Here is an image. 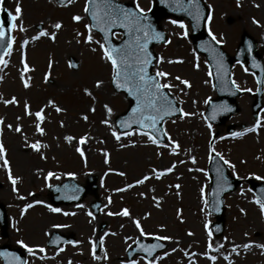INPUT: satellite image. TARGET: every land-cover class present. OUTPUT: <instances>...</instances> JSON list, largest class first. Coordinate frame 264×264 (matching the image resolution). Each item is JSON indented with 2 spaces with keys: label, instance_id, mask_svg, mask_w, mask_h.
Returning a JSON list of instances; mask_svg holds the SVG:
<instances>
[{
  "label": "rangeland",
  "instance_id": "1",
  "mask_svg": "<svg viewBox=\"0 0 264 264\" xmlns=\"http://www.w3.org/2000/svg\"><path fill=\"white\" fill-rule=\"evenodd\" d=\"M121 1L144 11L153 2ZM204 1L210 10L207 29L229 54H235L246 31L264 57V0ZM86 7L87 0L63 5L57 0H0V12L6 9L15 17L12 44L0 67V144L5 149L0 155V201L8 216L6 232L0 229V246L23 248L27 264H264V210L247 181L264 180V103L255 118L251 93L257 83L252 72L234 65L233 80L247 93L237 99V114L224 125L211 124L205 110L217 93L208 62L193 46L190 24L166 17L161 25L169 39L156 46L153 70L167 73L158 77L170 86L166 88L182 115L164 123V143H152L149 134L138 129L120 132L116 117L128 101L112 86V64L104 56L102 37L90 27ZM13 98L14 103H5ZM230 124L239 135L227 133ZM81 138L87 140L83 155L77 151ZM211 152L224 157L231 174L244 180L225 197L221 236L213 234L215 215L208 210ZM90 174L98 178L99 215L90 208L92 195L77 205L50 203L51 184L67 177L85 184ZM29 204L32 207L26 208ZM124 209L129 215L122 214ZM54 230L74 233L76 244L48 247ZM143 236L168 237L162 239L168 248L149 262L144 256L128 260L126 251ZM98 238L102 245L96 253ZM18 241L40 255L29 254Z\"/></svg>",
  "mask_w": 264,
  "mask_h": 264
},
{
  "label": "water",
  "instance_id": "2",
  "mask_svg": "<svg viewBox=\"0 0 264 264\" xmlns=\"http://www.w3.org/2000/svg\"><path fill=\"white\" fill-rule=\"evenodd\" d=\"M59 1L64 3L68 0ZM101 2L102 0H89V14L93 28L98 30L103 35L107 48L130 49L135 51L136 38L139 37L141 42H143V31L149 32L147 46L145 49L147 59L150 61L147 65V72L149 76L154 77L156 80H158L157 76L151 71L156 60L154 46L167 41L166 34L160 26V21L168 16H175L179 20L187 19L193 28L192 38L194 39L196 49L200 53L205 54L209 60L213 72L215 87L218 92V97L210 101L209 108L206 111L208 119L218 125L224 124L228 118L239 111L236 97L242 95L244 91L238 90L232 82L231 69L234 62L245 63L256 73V77L259 82V90L256 93V100L252 109L254 115H258L263 105L264 60L257 50L256 41L251 35L244 33L236 55L233 57L229 56L222 49V47L205 32L204 26L208 16V8L205 6L203 0H193V3L191 4L189 3V0H154L152 10L147 14L137 10L132 4L111 0V3L118 5L120 8L133 12L140 18L143 25H147V27L141 32H136L130 27L121 26L120 23L107 26L106 30L102 31L101 28L104 27V25L99 21L92 19V12L97 10L94 7V4L99 5ZM100 15L103 17L102 10L100 11ZM11 23L12 20L9 19L8 13L4 12L2 25L4 27L5 35L3 38H0V57L2 58L4 57L5 51L9 47L8 42L11 40V28L9 27ZM117 31L121 32L124 37L121 41L116 42L113 39V34ZM157 33L160 34L158 38L156 37ZM105 36H107V39H105ZM134 59L135 56L130 53L129 61L134 62ZM74 66H76L75 62ZM118 82L122 83V80L117 82L113 81L114 88L119 92H124L130 100L128 110L117 118V125L119 129L121 131H127L136 127L152 134L158 140L164 141L166 139V132L163 128L164 121L181 113L173 95L165 88H161V93L166 96L169 101H171L172 109L175 110H169L170 114L168 115L161 114L162 118L157 120L155 130H153L152 128L141 127L139 123L134 122L139 118L137 115L132 113V109L137 106V98L135 95H129V92L125 87L117 88L116 83ZM150 114L151 113H145V115ZM145 123H147V121H145ZM234 128V125H230L228 131H233ZM209 171L211 173L212 181L209 209L216 215V221L213 223L212 228L214 233L219 236L223 233L225 224L224 196L227 193L236 190V188L241 184V181L230 175L229 169L224 160L217 154L212 155ZM96 180L97 178L95 176H89L88 185L85 186L76 183L73 179H69L63 184L54 185L51 188V201L56 205H69L81 202L87 194H94L95 196H98V185ZM251 186L258 198L264 204V182L256 183L251 181ZM100 205V201H96L93 204V208L96 213L99 212ZM0 225L4 229L7 226L5 206L1 203ZM71 241H74V238L54 232L49 245L59 247L61 243ZM154 245H161V247H154ZM146 248L152 249L151 255L145 251ZM165 248L166 244L160 240H142L137 243L135 248L129 251V258L131 259L135 254L142 253L145 254L148 259H151L157 252ZM0 255L4 259L5 264H25V257L23 253L19 250L11 249L8 246L0 247Z\"/></svg>",
  "mask_w": 264,
  "mask_h": 264
},
{
  "label": "snow or ice",
  "instance_id": "3",
  "mask_svg": "<svg viewBox=\"0 0 264 264\" xmlns=\"http://www.w3.org/2000/svg\"><path fill=\"white\" fill-rule=\"evenodd\" d=\"M71 2V0H69ZM189 3H193V0H189ZM94 7L97 9L96 11L92 12V19L95 21H99L104 25V27L101 28L102 31L106 30L107 26L115 25L117 23H120L121 26L124 27H130L132 30L136 32L143 31L147 25H143L141 23V20L139 17H137L133 12L127 9H122L118 5H115L111 3V0H102L101 4L96 5L94 4ZM89 9L86 7L85 11L87 12ZM103 11V17L100 15V11ZM20 8L17 6L16 8V14H20ZM142 11V10H141ZM10 20H14V16H9ZM74 20L79 21L81 18L79 16L73 17ZM172 23H177V21H172ZM180 27H184V25L181 23L179 25ZM9 27H15L14 24L9 25ZM56 28H60V24L55 25ZM45 33H41V35H44ZM5 35L4 27L3 25H0V38H3ZM211 35V33H209ZM149 36V32L143 31V42H141L140 38H136V44H135V51H132L130 49H116V48H104V45H101L102 48H104V56L107 60L111 61L112 68H113V81H121L122 83L118 82L116 83V87H125L129 95H135L137 98V106L132 109V113L137 115L139 118L136 119L134 122L139 123L141 127L146 128H152L155 130V126L157 123V120L162 118L161 114L168 115L170 114L169 110L174 111L175 109H172L171 101L168 100L166 96H164L161 93V88L164 87H170L169 85H161L158 80H156L154 77L149 76L147 72V65L150 63V61L147 59V55L145 52L146 46H147V39ZM160 36L159 33L156 34V37L158 38ZM92 37L89 35L88 40L91 41ZM105 39H107V36H105ZM215 39V37H213ZM9 47H11V40L8 42ZM135 56L134 62L129 61V54ZM119 57V59H118ZM0 63H6V61L3 60L2 57H0ZM25 70L27 71V66H25ZM211 75V73H209ZM167 73L163 72H157L156 76H166ZM179 79V77H177ZM185 85H188V81H182ZM234 83V82H233ZM100 82H97V86H99ZM27 83H25V87H27ZM15 98H13L12 101H5V103H14ZM27 109V105H26ZM57 111H60L59 108H57ZM109 111H111L109 109ZM145 113H151L150 115H145ZM183 115H188V113H183ZM36 116L38 119H42L41 113L37 112ZM87 119V117H85ZM147 121V123H145ZM106 123V121H105ZM125 123V122H122ZM257 125H259V120L257 121ZM11 127V126H9ZM21 129L19 127L16 128V131L19 132ZM37 130L40 132H43V130L39 127V124H37ZM254 129H249V131ZM127 134V133H125ZM145 135H148V133H144ZM113 135H116L113 133ZM232 135H239L238 133H233ZM119 139V136L116 137ZM68 139H71L70 137ZM149 139L152 140V143H156V140L149 135ZM84 140L81 138V143H83ZM33 148L38 149L39 145L34 144L32 145ZM4 147L2 144H0V155L4 154ZM77 151H80L78 148ZM81 155H83V152H81ZM219 155V153H217ZM222 159V157H221ZM107 162V161H106ZM225 163H228L225 161ZM7 160H4V165L7 167ZM172 169L169 168L167 171H171ZM52 173H49V176H52ZM121 175H123L121 173ZM10 179H12L11 175L9 176ZM148 179V177H144V180ZM12 183L15 184V180L12 179ZM137 184L143 183V180H137ZM131 187V185L129 186ZM203 191V190H202ZM37 203H40L37 201ZM32 207L31 204L26 205V208ZM50 210L53 212H60L61 209L59 208H51ZM262 210H264V204H261ZM67 215V213H65ZM111 214V213H110ZM122 214L127 216L129 215L128 210L124 209L122 210ZM91 215V213H89ZM136 227L139 228L140 224L139 222H136ZM207 227V225H205ZM143 234V233H142ZM160 239H168V237H160ZM18 243H21L23 247L28 248L27 245H24L22 241H18ZM154 247H161V245H154ZM245 247H248V245H245ZM261 247H264V245H261ZM29 252H32L31 248H28ZM41 252L44 251L43 248L40 249ZM146 252L151 255L152 249L146 248ZM167 255V253H166ZM212 259H215V257H212ZM151 264V262H149Z\"/></svg>",
  "mask_w": 264,
  "mask_h": 264
},
{
  "label": "bare ground",
  "instance_id": "4",
  "mask_svg": "<svg viewBox=\"0 0 264 264\" xmlns=\"http://www.w3.org/2000/svg\"><path fill=\"white\" fill-rule=\"evenodd\" d=\"M87 143V140L85 139V141L83 142V143H80L79 141L77 142V144H78V147H77V149L79 148L80 149V151H78V152H84V149H85V144ZM163 163V162H162ZM161 169V168H160ZM160 171V173L163 171V170H159ZM32 254L33 253H35V254H38V255H40V252L39 251H36V250H34V249H32V252H31Z\"/></svg>",
  "mask_w": 264,
  "mask_h": 264
}]
</instances>
